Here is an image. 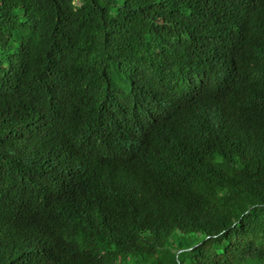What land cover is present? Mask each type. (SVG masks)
<instances>
[{
  "label": "trees",
  "instance_id": "1",
  "mask_svg": "<svg viewBox=\"0 0 264 264\" xmlns=\"http://www.w3.org/2000/svg\"><path fill=\"white\" fill-rule=\"evenodd\" d=\"M264 264V0H0V264Z\"/></svg>",
  "mask_w": 264,
  "mask_h": 264
},
{
  "label": "rangeland",
  "instance_id": "2",
  "mask_svg": "<svg viewBox=\"0 0 264 264\" xmlns=\"http://www.w3.org/2000/svg\"><path fill=\"white\" fill-rule=\"evenodd\" d=\"M129 264H134L133 261H129Z\"/></svg>",
  "mask_w": 264,
  "mask_h": 264
}]
</instances>
